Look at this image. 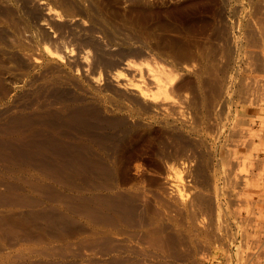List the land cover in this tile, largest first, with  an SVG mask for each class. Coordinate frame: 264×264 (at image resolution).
Wrapping results in <instances>:
<instances>
[{
	"label": "bare ground",
	"instance_id": "obj_1",
	"mask_svg": "<svg viewBox=\"0 0 264 264\" xmlns=\"http://www.w3.org/2000/svg\"><path fill=\"white\" fill-rule=\"evenodd\" d=\"M10 1H11L12 5H8V4H10L8 2H7V4H4L3 1L0 0V233H4L6 236L10 237L11 240L16 241V242L13 243V241H9L12 243H10L8 245L6 244L7 242H5V244H6L5 245L3 243V241H5V240L2 239V237L0 236L1 237L0 239L3 240V241H1L2 244H0V247H2L4 249L6 248L5 250H0V264H44L46 262L45 261L46 258L47 259L48 258H54V260L50 261V262H51V264L52 263L55 264V263H57L55 261L58 260V259H56V257H57L56 253H58L60 256L61 255V253H59L60 249L63 251L62 245H64V248H65V247H69L70 243L73 244L74 242H75L74 244H76V246H77L76 242H78L79 244H82V243L85 244V245H80L81 246V248H79L80 253L82 252V246H83V248H85V246H86V248L88 247L87 249H89L88 251H90V253L87 251L88 254L85 256H86V258L89 257L88 259L90 261L88 259H87L88 261H86V262H90L89 264H97V262L94 261L96 258L94 256L98 253L102 256L108 257L102 261L103 264H115V263L135 264V261H133V259L130 257V255H131L130 253L133 252L134 249L132 250L131 248H129L130 246H128V248H127V245H129V244H127L124 239L130 240V237H132V239H133V235H137V232L139 231L138 235H137V239H138V236L140 233L146 239V240L144 239L146 242H148V240L150 242L155 241L157 248H158L159 245L157 243H159V242H157V241L162 240V239H160V237L162 238V236H164L169 230L167 227V229H166L167 232L164 233L165 229H163L162 226H165V227L168 226L167 224H165V222H164V225H162L163 224L162 221H161L162 224L157 222L158 226H155V225H153V222H151V221L147 222L146 220L143 221L142 217L138 218V216H140L141 213L143 214V212H144V211L141 212V210H139L140 209L139 206H142V207H143V205L145 206L147 201L151 202L150 200H153L152 202H154V204H153L154 207H156L155 203H161L162 204L160 206H163L162 208H164V210L163 209L162 210L165 212V217L170 216L172 214L171 213L172 211L174 212L172 215L174 216V214H175V217L172 216L171 219H173V218L175 219L176 214L179 215L178 218H181L180 215L186 217L185 220L180 221V222H183L181 224L182 226L183 225L186 226V224H187V226H189L190 229L194 228L193 229L194 231H195V229L200 230L204 226L206 227V225L212 226L214 224V222H216V217H215V220L212 222V220L214 219L213 214L217 213V215H218L219 208L220 209H223V208H221L219 206L220 203H219L218 197L216 195L217 188H218L217 177H216V175H213V178L212 179L210 178L211 174H214L215 172L211 173L209 175V172H212V171H208V169H210L209 167L212 166V165H210L208 167V161L211 162L212 159L211 160L207 159V156L211 155V151L209 149L208 152H203V150L199 149V148H201L200 146H202L199 143H201V141H202L201 139H203V137H201V139L197 138L196 141L194 139L195 137L194 138H190V137L192 136L191 134H195V136H197V134H201V129H202L203 124L205 126H208V124H210V126L212 124H214L216 126V123L214 122L215 118L213 120L211 119L214 123L212 121H211L212 124L210 123V117L213 118L212 117L213 115L212 116H210V115L213 114V112L216 113V111H217L216 109H217L218 105L219 104L221 105V103L224 102V100L228 97V95H230L229 85H224L225 89L224 88L222 89L221 87H223V86H221V85L223 83L221 84L222 81H220L219 77H217L215 75L218 73L219 70L224 71V69L226 70L227 67L223 68L221 66V69L218 70L217 66H215V64L212 63V60H213V62L215 61V58H212L214 56L208 57L209 53L212 55L215 51H213V53H211L212 50L208 49V51H210L208 53V55H206V53H205V55H206L205 56V62H207L206 57H208L211 61H209L207 64L212 63L213 66H211V67L212 68L215 67L218 70V71H216L217 73H215V74H214L215 71H213V72L209 71V70H212V68L208 69V67H207L208 65H205V62H203L204 63L203 65L198 64L199 63L198 55L200 56V59L202 58V56L200 54L197 55L198 63H196L199 66L193 65L194 64L193 62H195L197 60L194 61L191 58H189V59L192 60L193 62L190 65V67L188 66L190 64L189 59L186 60L187 62H189V64L185 63L186 62L185 60L183 61L186 64V67H184L185 64L183 65L181 63L182 60L180 61L181 65L184 68L188 69L189 71H192V73L195 77V80H194L195 83L193 82L194 87H191L194 90L189 88L191 86L189 82L190 81L192 82V80L189 79L190 80L189 81L187 79V82L189 81L188 84L190 85V86H188V88L191 91L193 90L194 94H192V92H191V94L188 93L187 90H189V89H187L186 87H183V84H182V87L187 89V90L184 89L187 93L184 94L183 95L184 97H183L182 94L179 92L181 89V88H179V85H181V83H180L181 81L179 82L180 83L179 85L175 84L178 86V87L176 86V88L172 85H174L173 82L178 81L179 78L183 77L184 75L178 76L179 77L178 78L175 76L176 72H173L172 75L175 74V75H173L175 77L172 76V78L178 79V80H175V79L173 80L171 78V72L172 71L170 72V70L172 68L171 67H170L171 69L168 68L169 65H167V63L163 62L164 60L162 61L163 63H161V65L157 64V62L160 63L162 58L159 60L157 59L156 63L152 62L154 60L152 58L154 55H153V53H152L153 56L150 55L148 52H151V51H149V50H147L148 52L146 50L144 51L143 48L145 46L141 49L143 52H140L139 56L136 52L133 51L137 48V47L134 48V43L132 45L134 49L132 48V46L128 47V48H132L133 50H131V51L133 53L137 54V56L135 55L136 57L133 54V57L136 58L137 61L134 58L133 59L129 58L132 55L129 56L130 52L128 51V48H126L127 46L125 48L121 46V48L125 49L124 53L127 50L126 54H128V58L125 56V57H123V58H125L124 59L125 61L124 60L122 61V60L117 59L116 57L113 59V56L111 59L109 56L106 55L107 59L110 58L108 60L112 61V63H111L110 61L105 59L106 61L111 63V64H108L107 62L104 63L103 60H101V58H100L101 57L100 52L103 53L102 51H104V50H102V51L94 50L93 52L96 51L95 53H93L92 51H89V50L87 51V50H85L84 47H86V49H87L86 45L89 42H87V44L85 45L84 42L81 40V42H83L82 44H84V46H83L84 49L79 50L74 55H72L73 54L72 53L71 57L66 56L65 58H67V59H64L65 54L69 55L68 50H67L68 54L62 52L64 54V55H62V53L59 52L60 47L57 46L59 49L56 48V46H54L55 44L52 42L48 43L47 39H49V41L54 42L55 40H59L62 38V40H64V41H61L64 44L63 46L69 47L70 43L65 41L68 39L67 38L68 36L72 35V38L75 37L73 39L74 41H75V39L77 41V39H83L84 38V37L82 38L80 36V33L77 31V28L80 29V27L84 26L88 22L84 24V22H86L85 20L83 21L84 18L78 19V17L75 15V13L77 11L76 12L72 11V9H75L74 6L77 7L78 4L76 5L74 3L75 5L73 4L74 5L73 6L72 5L73 2H71L70 5L73 7L69 6V7H71V11H70V8L67 5L70 3L68 0H64V2H67V4H66L67 6H65L64 3L59 2V1H63V0H10ZM74 1L80 2V4H81V2H83V0H74ZM222 1L223 0H221V2ZM247 1H248V6H249L248 8L250 9V12L252 15H251V17H249V15H248V17H247L248 19L246 18L245 20H247V21H245V22L248 26L247 27L248 29H249L250 23H253V25L250 26L251 31H249V32L251 33L250 35H254V37H256L255 38L256 42L254 41V39H253V43L251 42V40H252L251 38H253V37L250 38V37L246 36L248 38L247 40L248 41L250 40L249 42L252 43V45L255 42L254 45H257L256 43H258L259 45H257V46L264 48V40H263V38L259 37L260 35H262L264 37V31H263L264 30V27H263L264 24L261 26L260 25L257 26L258 24H260V22H261V24L264 23V0H247ZM57 2H59L58 4L62 3L61 4L62 7L64 6L63 8H61V6H60V8L62 10L60 8H58L59 11L56 9L55 5H57ZM91 2L92 1L90 0L89 3H91ZM93 2H94L93 4H95V0H93ZM226 2L228 3V0ZM5 3H6V1H5ZM237 3H239V2H237ZM84 4L87 7L88 3L87 4L83 3V5ZM96 4H98V3H96ZM222 4H225V2H223ZM99 5L100 4H98V6ZM244 5H245V3H244ZM96 6L97 5H95V7ZM99 7L101 8V6H99ZM233 7H235V6H233ZM79 8L80 7L76 8V9L80 11V9L83 7H81L80 9ZM89 8H92V6ZM93 8H94V6H93ZM96 8L98 10V7H96ZM238 8H240V7H238ZM238 8H235V9H238ZM81 11H83V13H84V10H81ZM92 11H94V10H92ZM228 11H230V10H228ZM235 11L237 12L238 10H235ZM18 12H19V14H25L30 18H31L33 13L35 14V12H39L40 17L38 16L39 14L37 13L38 18H36V16H34L36 18L34 21H31L32 18L29 22L22 20L25 22V24L23 22V24H22L23 26L19 27L21 24L19 26L16 25V22L19 21L16 18V15L18 14ZM72 12L73 13L75 12V13L73 14ZM88 12H89V10H88ZM221 12H222V10H221ZM83 13L81 12L82 15H83ZM101 13H102V11H101ZM101 13H100V15H101ZM223 13H224V11H223ZM238 13H239V11L236 14H238ZM77 14H79V13H77ZM100 15L98 14L97 16H100ZM97 16H96V19H97ZM81 17H83V16H81ZM88 17H94V15L92 16L90 14V16H88ZM21 18L22 17L20 16V18H19L20 22H18V23H22ZM102 18H103V15H102ZM234 18H236L235 14H234ZM249 18H250V20H249ZM100 19L101 18H99V20ZM102 20L104 21V19H102ZM232 20H235V19H231V21ZM105 21L108 22L106 19H105ZM245 22H244V24H245ZM97 23L100 24L98 21H97ZM102 23H105V22H102ZM238 23H239V20H238ZM88 24H90V23H88ZM101 25H104V24H101ZM235 25H236V23H235ZM32 26H33V28H35V30L32 29ZM85 26H87V25H85ZM236 26H239V25H236ZM253 26H255V27H253ZM226 27H227V25H226ZM91 28H92V26H91ZM91 28H90V30H91ZM93 28H92V31H93ZM101 28H103V27L101 26ZM105 28H106V26H105ZM105 28H104V31H105ZM229 28L231 29V27H229ZM94 29H97V27H95ZM248 29L246 30L247 33H249ZM34 31L37 32V34L38 33L41 35L43 34L47 38L46 39L42 35L44 38L43 42L46 41L48 44L51 43L53 45V47L51 45H50L51 46L50 47L48 44H46V46L44 47L46 55L45 54H39V51L38 52L35 51V48L37 46L35 47L33 45V43L30 44V42L29 43L25 42L27 39L25 40L23 38V36H25L28 33V34H31V37H32L35 35L32 33ZM85 31H83V33ZM97 31H98L97 33L100 34L99 29H97ZM246 31L243 30V34H245ZM94 32H95V34H97L96 31H94ZM229 32H231V30ZM39 34L35 35V36H39ZM66 34H70V35H66ZM95 34L88 37V41L97 40L96 39L97 36H95ZM228 34H230V33H228ZM228 34H227V36L229 37L231 34L230 35H228ZM232 35H233V33H232ZM232 35H231V38H232ZM99 36H101V35H99ZM38 38H40V37H38ZM38 38L36 37L37 41L39 40ZM220 38L221 37H219V40H220ZM243 38H244V36H243ZM86 39H87V37H86ZM237 39L238 38L236 37V41H237ZM221 40H223V39H221ZM69 41H71V38ZM79 41H77L76 43L80 45ZM245 41H246V38H245ZM38 42L41 44L40 41H38ZM57 42L59 43V41H57ZM57 42H55V43H57ZM98 42L99 41H96V43H98ZM127 42L129 43V41H127ZM249 42H248V44L250 45ZM260 42H261V45H260ZM60 43H59V46L62 45ZM73 43H75V42H73ZM94 43L95 42H93V44ZM103 43H104V41H103ZM130 43H132V41ZM228 43H230V40ZM228 43H227V45H226V43L225 44L223 43L226 46H224L221 43L219 45H223L224 47H227V46H229ZM71 44H72V41H71ZM77 44H76V46L78 49L79 45H77ZM91 44H92V42H91ZM93 44L90 46L91 50H92V47L95 45V44L94 45ZM98 44H100L99 46L103 45V44L101 45L100 42ZM124 44L126 45V42ZM246 44L244 46L246 49H248V47L249 48L252 47V46H249ZM74 45L72 48L75 49L76 47ZM136 45H138V44H136ZM238 45H240V44H238ZM223 46H221V47L219 46V48H222L225 51L227 48H229V47H227L225 49V48H223ZM233 46H234V44H233ZM88 47H89V44H88ZM116 47L120 48L119 46H116ZM138 47H139V45H138ZM97 48H98V46H97ZM101 48H103V47H101ZM108 48L111 49L112 47H108ZM252 48L255 51H256V49H258L257 47H256V49L254 47H252ZM77 49H75V51ZM116 49H111V50H114V52H113L114 54L116 51H118ZM231 49H236V48H231ZM231 49L229 50L230 52H231ZM63 50H65V49H63ZM121 50L123 51V49H121ZM240 50H241V48H240ZM248 50L250 51V49H248ZM248 50H247V52H249ZM105 51H107V50L105 49ZM122 51L119 50V53L120 52L121 53L117 54V56H119V55L122 56L123 55ZM139 51L140 50L138 49L137 52H139ZM220 51H222V50L220 49ZM220 51L217 53L218 54L220 53V56L222 57L225 54L224 53L225 51L223 52L224 54L221 53ZM236 51L234 53H236ZM253 51L249 52V54L251 53V55H252L251 57L250 56L248 57L249 54L247 55V54H245V52L243 53V54L247 55V56L244 55V57H246V59L249 63H250L249 58H252L254 56ZM65 52H66V50H65ZM204 52H207V51H204ZM204 52H202V53H204ZM257 52H259V50H257ZM261 52H263V53H261L262 58H263L264 50H262ZM110 53H111V55L113 54L111 51L109 52V54L108 53L107 54L110 55ZM5 54L6 55L10 54V56L7 57L8 59L4 58V56L6 57ZM126 54H124V55H126ZM228 54H227V56H228ZM103 55H105V54L103 53ZM140 55L143 57H146V58H148L149 55L152 57H149L148 59L142 57L143 58V60H142ZM214 55H215V53H214ZM230 55L232 56V54H230ZM106 56H104V58H106ZM227 56L225 54V58H224L225 62L227 61L226 60V58H228ZM231 56H229V57H231ZM236 56H237V54H236ZM256 56H258V53ZM233 57H234V55H233ZM119 58L121 59L122 57H119ZM139 58H141L140 60H142V61L138 62ZM237 58H238V56H237ZM59 59H64L65 61L64 60L60 61ZM228 59H230V58H228ZM231 59H233V58H231ZM244 59H243V61H244ZM263 59H261L262 62H263ZM113 60H114V62H113ZM115 60H117V61H115ZM171 60L176 61V59H171ZM221 60H220V62H221ZM259 60H260L259 57L257 58V60L255 58L254 62H256V61L258 62ZM11 61L13 62V64L10 65L9 62H11ZM215 62L217 64V61H215ZM248 62H246V63L248 64ZM254 62L252 64L253 66L255 64ZM262 62H260V65L262 64ZM176 63L179 65L178 62H176ZM226 63H229V61H227ZM258 63H256V65H258ZM162 64H164V66H162ZM171 64H172V62H171ZM263 64H264V62H263ZM263 64H262V67L264 68ZM165 65H167L168 69L166 68ZM229 66L231 67V65H229ZM248 66L250 67L251 65L248 64ZM248 66H246V67H248ZM253 66H251V67H253ZM218 67L220 68L219 65H218ZM243 67L244 66H242V68ZM246 67L244 68V71H247L249 69V68H247V70H245ZM256 67H255V69L257 70ZM95 68H98V70L95 71L96 70ZM263 68H262V70H263ZM216 69L213 68V70H216ZM259 69H261V67H259ZM251 70H254V69H251ZM258 70H257V72H258ZM262 70H261V72H263ZM223 71H220V72L222 73ZM179 72H181V71H179ZM179 72H177L178 73L177 75L181 74ZM225 73H226V71H225ZM235 73H237V71ZM255 73H256V71H255ZM187 74L188 73H185V76ZM210 74L212 76H214V78L216 76L215 79L219 80V82H217V84L218 83L221 84V85L218 84L219 87H217V86L212 87L213 83H212V85L210 83V79H211ZM250 75H252V73ZM189 76H191V75H189ZM218 76H220V75H218ZM247 76H248V74H247ZM187 78H190V77H187ZM102 79L104 80L103 82H101ZM171 79L173 80V82ZM182 79H184V78H182ZM213 79H211V80H213ZM244 80H246V78ZM244 80L242 82H244ZM262 80H263V78H262ZM225 81H226V78H225ZM246 81L244 83L247 84V86L246 87L242 86L243 88L241 87V89H240L241 96L239 95V97L240 98L242 97V100H240V98H239L238 101L240 100L244 103L245 102L251 103L252 99H253V101L255 100L254 98L256 97V95H255V93H253L255 96L252 93L249 94V92H251L253 90L252 89L249 91V89H250L249 86H251V84H255V83L257 84V80L256 79L253 80V81H255L254 83H252V81L249 80L250 84H248L249 82L247 83ZM263 82H261V83L264 84ZM182 83H184V82H182ZM214 83H216V82H214ZM230 83H231V81H230ZM188 84L186 83L185 86H187ZM208 84H209V86L211 85V88H214V91L212 93L210 92L211 93L210 95L208 94L209 91L208 92L205 91V90L209 89V88H207ZM224 84H227V83H224ZM262 86L263 85H261V88L263 91L264 86L263 87ZM178 88H179V91H177V92H179V95L181 97H179L178 93L176 92V89H178ZM220 89H222V91ZM254 89H255L254 92H256L257 89L256 88H254ZM184 90L181 89L182 93H184L183 92ZM175 92H176V96L178 97V98L176 97L177 99L175 98V100H178V99L180 100V98H181L180 101H174L173 99H171L170 96H172V94ZM259 92H256V93H258L260 95L261 93H259ZM174 95L175 94H173V96ZM191 95H193V96L191 97ZM195 95H197V96H195ZM248 95H250L251 97ZM252 96H254V98H252ZM262 96L264 98V95H262ZM258 98L256 99L257 101L255 100V103L258 102V100H259ZM229 100H231V98ZM260 100H261V98H260ZM262 100L264 101V99H262ZM262 100L259 102H263ZM238 101H236V103ZM225 102H226V100H225ZM253 103H251V104H253ZM55 105H57V106H55ZM11 106H13L14 108H10ZM224 106H225V103H224ZM254 106H255V104H254ZM28 107H31V108L33 107L34 109L33 108H32V110L30 109L31 112H27L26 110L25 111L23 110V109H27ZM221 107H223V106H221ZM15 108L16 109L18 108L19 110L21 109L23 111L15 114V115H11L10 114L11 111ZM225 108H228V106L227 107L225 106ZM212 109H214V110H212ZM220 109L221 108L219 107V110ZM223 110H222V112L225 113V111H223ZM254 110H257V109H254ZM258 110H259V108H258ZM261 110H262V108H261ZM16 111H18V110H16ZM218 111H217V113H218ZM12 112H14V111H12ZM227 112H228V110H227ZM227 112L225 113L226 115L228 114ZM217 113H216V116L222 114V113H218V115H217ZM245 113L243 112L242 116ZM246 114L248 115V112ZM253 114H255V112L252 113V115ZM250 115H251V113H250ZM158 116L161 117L159 120L162 122H160V123L161 124L163 123L166 126V128H169V126H167V125H170V128L172 129V131L173 130L175 131V127H178V128L180 127L184 130V132H182V130H181L182 137H181V133H178V136L181 137V139H182V140H180V141H182V144H180V145L176 144L179 147L173 145V148L175 147V149L174 150L170 149V150H172V152L169 154H166V159H167V156H169L168 160L166 161V163L169 164L168 165L169 167H167L164 164L167 167V169L165 168L166 170L163 171V172L166 171V174L163 177V179L165 181H162L163 179L161 180V183L164 182V184L160 183L161 184L160 185L159 183H157L158 182V181H156L157 178H155V176H154V178H155L154 181H156L157 185L158 186L160 185V186L154 187L157 185H155L156 183L154 184V182H153L154 186H152V188L154 187V189H147L148 185L150 186V184H147V187L145 185H146V181L149 178L147 175L145 176V174H147V173H144V178L145 177L148 178L147 180L145 179L146 180L144 182L145 185H143L144 187H146L145 189L142 185H139L136 182L134 183L133 182L134 180L131 181V182H133L132 184L129 182L131 184L130 186L122 185V187H118L119 184L117 186H115L112 183L113 181L111 182V178L112 177L115 178L113 176L114 175V167H115L113 161H115V159H113V161H111L110 158L114 157L113 156L114 154L111 151L113 149L112 147H114L112 145L118 146L119 144L117 145V144H112V143L113 142L116 143V142H119L121 139H125L123 137L130 130L134 131L135 128L140 133L139 129H141V131L144 130V129H142V127H140L138 129V125L141 124V122L146 121L150 118L151 119H157ZM224 116L225 115L221 116V118ZM233 116L236 119L238 117L235 114V112H234ZM259 116H260L259 118H258V115L255 117V119L258 118V120L256 121L257 126L255 127L256 129L254 131L252 130L254 128L250 127L246 130V134H245V132H244L246 129V124H245V126L242 125L243 127L240 126L241 128H244V127L245 128L242 129L241 131H238V134H237V131L234 130L237 128V125H236V128L233 127L234 128L233 130L236 132L237 135L233 131L229 130L230 132L229 131L228 132L230 134H231V132L234 133L236 137L239 136L240 139H237L235 137L233 138V139L238 140L239 142H240V140H242L243 142H245V140H246V142L248 141L249 144L252 143V145H254V142H255L256 149L258 150V151H256L257 153H255L256 156H254L253 158L248 157V155H249L248 153L251 152V150H253L254 147H252V145H249L252 148L248 152L249 147L247 146L248 144H245L246 142L244 143V145H246L245 148L246 147H248V148L244 149V150H247L248 153H246L244 155V153H243L244 151H243L242 154L240 153L239 155L240 156L244 155L243 157H245V158L247 157L248 159H251L253 162H256L258 164V169H259V166H260V168L262 167L261 169H263V166H264L263 165L264 164V113H263V110H262V115H259ZM243 118L245 120V117H243ZM243 118H242V120H243ZM249 118H252V117H249ZM222 119L219 118L217 120L223 121V123H225V124H223V126H224L227 124L226 123L227 121L222 120ZM232 120L234 122L235 119L233 118ZM218 122H220V121H218ZM143 123H145V122H143ZM189 123H191V124L189 125ZM192 123H194V124L192 125ZM149 124H151V123H149ZM102 125L107 126L108 129L109 128L114 129L113 131H115V132H113L112 130L109 129V131L113 132V134L111 135L112 139L109 138V136H110L109 134H108V137H103L105 134H106L105 136H107V133L104 134V132H107V131H103L104 135L102 133H100L99 130H101V129L104 130V127ZM154 125H156V124H154ZM220 125L217 126L219 130L221 129ZM205 126H203V127H205ZM232 126H233V124L231 125V128H232ZM248 126H251V125H247V127ZM212 127L214 128V126H212ZM240 127L237 130L241 129ZM116 129H118V130H116ZM229 129H230V127H229ZM167 130L168 129L165 130L166 133H167ZM227 130H226V133H227ZM176 131L179 132V130H177V129H176ZM159 132H161V131H159ZM207 132H209V130H207ZM134 133L138 134L137 131ZM162 133H161V136H163V138H164L166 136V134L164 136V133H163V135H162ZM173 133H176V132H173ZM211 133L213 134L215 132L212 131ZM211 133L209 132V134H211ZM217 133H216V136L218 137ZM229 133H227V134H229ZM170 134H171V132H170ZM129 135L131 136V133ZM171 135H173V137H174L175 134H171ZM189 135H191V136H189ZM178 136L175 135V138L176 137L178 138ZM213 136L215 137V134L212 135V137ZM228 136H230V135H228ZM247 136H251V137H247ZM170 137H172V136H170ZM170 137H168V138H170ZM186 137H187V139L189 137L192 140L190 143L188 142L189 144L185 143L183 141V139L187 141ZM223 138H225V137L223 136ZM231 138H232V136H231ZM128 139H129V137H128ZM193 139H194V141H193ZM227 139H228V137H227ZM233 139L231 141H234ZM176 140L174 139L175 143L177 142ZM106 141H111V144H112V145L110 144L111 148L109 147L111 149L110 151L113 154L111 156H110V154L107 153V151H105V150H108L109 148L107 147L108 148L107 149L106 145L103 146L104 142H106ZM174 141L172 140V142H174ZM180 141H178V142H180ZM214 141H216V140H214ZM228 141L230 142V140H228ZM123 142H125V141H123ZM157 142H158V140L156 141V143ZM159 142H160V140H159ZM159 142H158V144H159ZM202 142H204V141H202ZM108 143H110V142H108ZM167 143H165V146ZM220 143H222V142H220ZM226 143H228V142L226 141ZM237 143H234V144H236V146L233 145L235 148L238 145ZM240 143L241 144L238 146L242 147L243 146L242 142H240ZM202 144L204 146V143H202ZM224 144H225V140H224ZM230 144H232V143H230ZM108 145L109 144H107V146ZM160 145L161 144H159V146ZM162 145L164 146V144H162ZM205 145H206V143H205ZM198 146H199V148H198ZM210 146L211 145L205 146V147L210 148ZM229 146H232V145H229ZM176 147H177V149H176ZM162 148L163 147H161L159 149H162ZM165 148H164V150H166ZM156 149H158V146ZM230 149L231 148H229V150ZM225 150H226V152L222 151L221 154H220L221 151H219L218 157L220 155H223V154L228 152L227 151L228 148ZM239 150L241 151L240 148H239ZM110 151H109V153H110ZM159 151H161V150H159ZM205 151H207V150H205ZM232 151L235 152V149H233ZM232 151L230 150L228 153H230ZM98 152L100 154L106 152L107 155L106 154H102V155L97 154ZM223 152H225V153H223ZM253 153H251L249 156H251ZM163 154H164V151H163ZM163 154H161L162 157H165L164 156L165 154L164 155ZM227 154H225V155H227ZM225 155H223V157L227 159L228 156L225 157ZM158 156L156 157L157 159H159ZM223 157H219V158L222 159ZM232 158L234 159L235 157H232ZM245 158H243V159L242 158H235V161L237 159L238 160L242 159L245 161ZM163 159L160 158L159 165H160V161ZM226 159L224 160L225 162L222 161V163H221L222 166L226 164L225 167L223 166L224 169H222V167H221L223 172L225 171L226 173H225V175L221 172L220 173L222 175H224L225 178H226V175L228 176V174H229L230 175V177H228V178H230L229 183L231 182V184H233L235 182L234 185L237 184V185H239V187H240V184H242L241 189L243 191L244 190L249 191V189H247V186L249 185L248 183H250V182L247 179V176H246L247 174L246 175L243 174V171H244V169L247 170L246 167L248 168L249 164L252 167L251 162L247 163V165H248L247 166V165H243L244 161L241 160L240 163L242 162L241 164L245 167L244 169L242 168L243 169V171H242L241 165H240V167L237 166L240 163L239 162L237 164L235 162L233 163L234 160L232 159V161H231V158H229V159L232 163V166L231 167L229 166L230 168L228 169L227 168L228 167L227 162H229V160H226ZM164 162H161V166H164V165H162ZM253 162H252V164L254 165ZM215 163H216V161H215ZM234 165H236V167ZM255 166H257V165H255ZM140 167L142 169V166H140ZM251 167H250V169L252 170ZM139 168H136V169H139ZM225 168H227L226 169L227 171L229 170L228 171L229 173L225 170ZM235 168H237V169L240 168L239 169L240 171L235 169ZM148 169L150 170V168H148ZM152 169H156V168H152ZM159 169L161 170L162 168H159ZM255 170H252L251 172L256 173V171H257V174L262 173L261 171L258 172V170H256V171ZM138 171L139 170H137V172ZM140 171H142V170H140ZM155 171H157V170H155ZM215 171H216V169H215ZM152 172H154V170ZM251 172L248 169V171H245L244 173H251ZM142 173H143V171H142ZM157 173H159V172L157 171ZM215 174H217V173H215ZM150 175H151V173H150ZM161 175L163 176L164 173L163 174L161 173ZM151 176H150V178H152ZM250 176H252V175H250ZM256 177H254L256 180L255 185H258V187L261 186L260 187L261 189H259V191H258V187L256 188L258 199L257 198H256V200L254 199L255 200L254 203L259 202V204L261 203V205H256V206L253 205V207H254L253 209H255V210H252L250 207H248L250 205V203L247 204L248 206H245V202H246L245 200L246 199L250 200L251 197L249 195L252 194L253 190L249 191L250 193L244 192L245 194L241 193L242 192V190H241V192L239 191L238 195H233V196H236V197L240 196V198L243 199V197H241L240 194H244L245 196L247 195V193L249 194L245 200L243 199L245 201L244 202V207H246V208H244L245 210H242L243 203L241 204L242 206L236 204L239 207L236 208V210L235 209L232 210V208H233L232 205L234 206V203H236L237 199L235 197L233 198L231 194H230L231 195L230 197H232V200L235 199V202L233 204H231V206L230 205L229 206H230V209L233 211L234 216L236 215L235 218L234 217L233 218L237 219L238 216L240 217L239 218V222H240L239 225H241L240 228H242V232H239V233H241L240 237L242 238V236H243V238L245 239V240L243 239L244 242L246 240L252 242V239H253L254 243H256V245H257L258 242L256 240L259 241L260 234L264 233V231H263L264 228L261 229V227L264 226V209H263L264 205L262 204V202L264 201V184H260V182L264 180V176H263V179H262V177H260V178H258V177L256 178ZM102 178L103 179H105V178L109 179L110 178V179L108 182L107 180L106 181L102 180ZM159 178L157 180H159ZM140 179H142V178H140ZM136 180H137V182H139V181L141 182L144 179H142V180L136 179ZM150 180L151 179H149V181ZM222 180L223 179H221V181ZM149 181H147V183H150ZM207 181L208 182L210 181V184L207 183ZM232 181H233V183H232ZM159 182H160V180H159ZM219 185L223 186V184H219ZM225 185H227V184H225ZM251 185L252 184H250V186ZM119 186H121V185H119ZM123 186H125V187H123ZM252 187H249V188L252 189ZM166 188H169V191ZM225 188H228V187H225ZM161 189L162 190L164 189L163 193L165 192V190H167V192H165V193H168V195L167 196H164V195L160 196L161 195V191H160ZM221 189H222V187L220 188V190ZM234 190H236V187L234 188ZM235 192H237V191H235ZM254 192H255V190H254ZM224 195H226V194H224ZM244 195H242V196H244ZM238 200H239V197H238ZM238 200H237V203L240 202ZM251 200H252V198H251ZM229 201L227 200L226 202L229 203ZM225 206H226V203H225L224 207ZM229 206H227V207H229ZM240 207H242V208H240ZM158 209L159 208L157 206V209L154 210L155 212H154L153 217H156L158 215L160 216L161 215L160 213H163L161 210H160L161 212L158 211ZM167 210H169V212L171 213L170 215H169V212ZM149 212L153 214L150 207H149ZM220 212H222V210ZM152 214H150V215H152ZM148 216H149V214H148ZM226 216L229 217V214L228 215L226 214ZM161 217H162V215H161ZM219 217L221 218V216H219ZM144 218H145V215H144ZM137 219H139L137 224L132 225V223L134 224L137 221ZM162 219H163V217H162ZM166 219H168V218H166ZM174 219L171 221H174ZM78 220H81L83 222V223H81V225L83 224V226H86V228L88 226L90 228V230H88L89 229L88 228L87 234H84L83 236L76 234V236L79 235V237H76L75 238L76 240H74L73 243L71 241L67 242L69 244H66V242H64V244L58 245L59 244L58 243V244H56L58 246L54 247V244H51L54 241L53 240L49 241V239L47 240L46 239L47 236L45 237L46 234L43 236V239L45 238V240H47L48 242H46L45 240L43 241V239L41 238L42 236H41L40 232L50 231L52 233L51 235H52V239H53L56 232L59 235L62 234V232H61V234L58 232V230L59 231L61 230L60 228H62V227H66V228L68 227L69 228L70 226L72 227V226H74L75 223H80V221L78 222ZM229 220H232V218ZM155 221H157V219ZM218 221H219V219H218ZM220 221H222V220H220ZM220 221L218 222L219 224L222 223ZM233 221H235V220H233ZM123 222L127 223V224L130 223L129 228L131 225V228L135 229V230L133 229L134 232H133V230H131L133 233H128L127 237H121V235L119 234V230H122V229L117 230L118 224L123 223ZM169 222H170V218H169ZM239 222H236V224ZM127 224H124V225L127 226ZM171 224H172V222H171ZM223 224H224V221H223ZM124 225H121V226L124 227ZM233 225H235V224H233ZM176 226L177 225H175V227L171 226V228L173 229V230L171 229V232H173V234L170 231L169 232L171 234L170 233L169 234L174 235L175 234L174 228H177L176 233L178 232V234H176V236H174V237L175 238L176 237L181 238L183 236L182 233L180 234V232H182V229L180 231V230H178L180 225H179V227L178 226L176 227ZM123 227H121V228H123ZM220 227H221V225H220ZM249 227H250V231L252 229L251 232H249ZM254 227L255 228L258 227L259 230H262L261 231L262 233L258 232L259 230L257 231ZM32 228L37 229V230H35L36 232H33ZM221 228H225V227H221ZM226 228H228V227L226 226ZM229 228H232V227H229ZM84 229H85V227L83 228V232L84 231L86 232V229L85 230ZM123 229H124V231L125 230L129 231V229H125V228H123ZM184 229H186V228H184ZM208 229L210 230L209 227H208ZM89 231H90V233H89ZM124 231H120V232L123 233ZM159 231L160 232L163 231L162 233H164V235H162L161 233L159 234ZM211 231H212V233H215L214 231H216V228L214 229V231L211 229ZM226 231H224L223 233H225ZM233 231H234V229H233ZM189 232H191V231H189ZM198 232H200V231H198ZM80 233L82 234V232H80ZM156 233H157V235H160V236H157ZM42 234H44V233H42ZM184 234H186V233L184 232ZM215 234H216L215 236H217L218 233L216 232ZM124 235H126V234H124ZM141 235L139 237H141ZM193 235H195V234H193ZM202 235H204V233H202ZM202 235H201V237H202ZM208 235H209V233H208ZM228 235H230V234H228ZM262 235H264V234H262ZM65 236H61V239L63 237L62 241H64V239L65 240L67 239V238H64ZM166 236H168V235H166ZM166 236L164 239H167ZM59 237H57V239ZM143 237L141 238V241L143 240ZM171 237H173V236H171ZM171 237L168 236V238H170V239H171ZM183 237L181 238V242L183 241ZM209 237H211V236H209ZM68 238H69V236H68ZM72 238H73V236H72ZM199 238H200V236H199ZM219 238H221V237H219ZM226 238H227V236H226ZM121 239H123L125 241V243ZM134 239L137 240L136 238H134ZM207 239H209V238H207ZM262 239H264V237ZM50 240H51V238H50ZM58 240H60V239H58ZM114 240L115 241L117 240L116 243L117 242L119 243L120 241H122L126 246L124 245L125 247L124 246L121 247L122 243H119L121 246L119 245L118 246L119 248H118L117 246H115ZM131 240H130V242H131ZM144 240L142 241V245L143 246L147 245V247H148V243L145 244L146 242ZM163 241H162V244H163ZM176 241H179V240H176ZM193 241H192V243H193ZM195 241H194V243H200L199 241L198 242H195ZM203 241H204V239H203ZM241 241H242V239H241ZM260 241H259V243L262 244L263 241L262 242H260ZM166 242L168 244L169 241L166 240ZM183 242L184 243L186 242V237H185V241H183ZM217 242H218V240H217ZM133 243H134V244H132L133 246L136 245L134 241H133ZM139 243H141V242H139ZM139 243H137V244H139ZM194 243H193V245H194ZM204 243H205V241H204ZM215 243H216V241H215ZM242 243H243V241H242ZM242 243L240 244L242 246L239 245L241 247V249L242 250L243 249L245 250V248L247 249V247L244 246V245H246V242H245V244L243 243L244 245ZM154 244L155 243H153V244L150 243V245L152 247ZM187 244L188 243H186V245ZM73 245H72V248H74ZM142 245H140L141 248H140V246L139 247L136 246L139 249H141L142 252H141V250L140 251L136 250L138 248L135 247V251L137 252L136 254L139 255L138 252H141L142 254H145V255L148 254L149 255V253H151L152 250L147 253V251H145V248H143ZM150 245H149V247H150ZM164 245H166V244H163V247H166L167 249L170 246L171 247L169 249L172 248V245H170V246L168 245L169 247L164 246ZM176 245H177V243L175 244L174 249H176V247H177ZM182 245L185 246V244H182ZM195 245H197V244H195ZM214 245H216V244H214ZM218 245H220V244H218ZM221 245H222V243H221ZM250 245H252V244H250ZM254 245L252 246V248L254 247ZM60 246H62V247L60 248ZM160 246L162 248V245H160ZM160 246H159V248H160ZM183 246H180V247H182V249H183L184 248ZM188 246H189V244H188ZM200 246L201 245H199V247ZM243 246L245 248H242ZM149 247H148V250H149ZM178 247H177V249H178ZM204 247L207 248L208 246L205 245L203 247L201 246L200 248H204ZM248 247L250 248V246H248ZM69 248L71 249V247H69ZM77 248L78 247H75L73 252H76L77 250L75 251V249H77ZM86 248L83 249V252H82L83 255H84V252L86 254V250H87ZM154 248H156V247L152 248L153 249L152 252H154ZM166 248H165V250H166ZM185 248H187V247L185 246ZM206 248H204V250ZM249 248L246 250L247 255L251 254V253H248ZM256 248H257V246L255 247V249ZM56 249L59 251H57ZM80 249H81V251H80ZM174 249H171L173 251L172 252L173 255H175ZM182 249H181V251H182ZM190 249H189V252L193 248L191 250ZM197 249H199V248H197ZM207 249L205 250V254H203V255L199 254L200 257H204L205 255L207 257V255H208V254H206V253H208V252H206ZM236 249L237 250L239 249L237 245L235 247V250ZM255 249L253 248V253H258V255H262V257H263L264 252L263 253L261 252L262 253L261 254L259 252L260 251L259 249L258 250H255ZM66 250L67 249H64V251L63 252L61 251V252L64 254V252L66 253ZM71 250L68 249L67 253L72 252ZM165 250L163 249L162 252ZM171 250H169L168 252H170ZM187 250H188V248H187ZM199 250H201V249H199ZM204 250L202 253H204ZM254 250H255V252H254ZM143 251H144V253H143ZM183 251H184V249H183ZM199 252H197V253H199ZM250 252H252V249H250ZM158 253L160 254V252H158ZM175 253L179 254L178 251ZM180 253H182V252H180ZM184 253H188V252L185 251ZM184 253H182V255H187V256L189 255V254H184ZM190 253H192V252H190ZM235 253H238L237 254L238 256L241 254L240 252H236V251H235ZM70 254L71 253H69V255L64 254L63 257H65V255L68 257V256H70ZM75 254H77V253H75ZM165 254H166V252L162 255H165ZM245 254H243V257ZM145 255H143V257ZM199 255H197V256H199ZM234 255L237 256L236 254H234ZM252 255H254V254H252ZM76 256H74V257H76ZM151 256L153 257V253ZM165 256H163V257H165ZM169 256H171V255L170 254L167 255V257H169ZM74 257L70 258V259L72 260V259H74ZM83 257L84 256H82V258ZM180 257L181 256H179V258ZM182 257H183V259H185L184 256H182ZM245 257L246 258H243L245 260H247L249 258L248 256H245ZM259 257L260 256H257L256 260ZM262 257H260V258H262ZM60 258H61V256H60ZM141 258L139 259V257H137L136 260L139 259L138 262H140ZM146 258H148V256ZM149 258H150V256H149ZM174 258H175V260L178 259L177 257H174ZM174 258H173V256H171V259H174ZM187 258H189V257H187ZM191 258H192V256H191ZM166 259H168V258H166ZM252 259L253 258H251L250 260H252ZM143 260H147V259L144 258ZM143 260H141V261L143 262ZM178 260H180V259H178ZM181 260H182V258H181ZM186 260H188V259H186ZM240 260H242V258ZM250 260L248 259V262ZM60 261H58V262H60ZM64 261L65 260H62L61 262L64 263ZM82 261L85 262V259ZM97 261H99V260H97ZM172 261H174V260H172ZM172 261L170 260L169 264L175 263ZM255 261L253 262L254 264L259 262V259H258V261H256V263H255ZM48 262H47V264H50V262L49 263ZM65 262H68V261H65ZM72 262L74 264H76L75 261H72ZM78 262H77V264H78ZM146 262H150V261H146ZM154 262L157 263V259H156V261L153 260L151 263L154 264ZM196 262H198V261H196ZM201 262L202 261H200L199 263H201ZM238 262L239 261H237V263ZM261 262H259L257 264H261ZM63 263H57V264H63ZM69 263L70 262H68V264ZM151 263H149V264H151ZM161 263H162V261H161ZM161 263L158 262L157 264H161ZM244 263L247 264L246 261ZM262 263L264 264V262H262ZM70 264H72V263H70ZM165 264H167V263L165 262ZM249 264H250V262H249Z\"/></svg>",
	"mask_w": 264,
	"mask_h": 264
},
{
	"label": "rangeland",
	"instance_id": "obj_2",
	"mask_svg": "<svg viewBox=\"0 0 264 264\" xmlns=\"http://www.w3.org/2000/svg\"><path fill=\"white\" fill-rule=\"evenodd\" d=\"M1 1H3V3L4 4H7V2L8 3H10V4H8V5H12V3H11V1L10 0H1ZM5 1H6V3H5ZM69 2V4H67V2H64V0L63 1H59V2H62V3H64L65 4V6H67L68 5V7L69 6H71L70 4H71V2H73L72 3V5L75 3L76 5H77V7L76 6H74V8L75 9H72V11H77L76 13H75V15L78 17V19H80V18H84L83 19V21L85 20L86 22H84V24L85 23H90V24H85V25H87V26H85L84 24V26H82V27H80V29H78L77 28V31L80 33V36L83 38V39H77V41H79V43H80V45L79 44H77L76 42V39H75V41L73 40L74 38H72V35H70V34H66V35H70V36H66L67 38V40H65L66 42H69L68 44H69V47H64L63 45V43L61 42V41H64V40H62V38L61 39H59V40H55L54 42L53 41H49V39H47L43 34V36L47 39V42L49 43V42H52V43H54L55 45L54 46H56V48H58V47H60V51L59 52H63V53H67V50H68V53H69V55H64L63 53H62V55H64V59H67V58H65L66 56H72V55H74L75 53H77L79 50H82V49H84L85 48V50H89V51H94V50H99V51H102V50H104L105 51V49L107 50V51H102L105 55H103V53H101L100 52V58H101V60H103V62L105 63V62H107L108 64H111L112 63V61H110V60H108V59H112V56H113V59L116 57L117 59H119V60H124L125 58H123V57H127L128 58V54H126L127 52V50L125 51V53H124V48L126 47V48H128V47H131L132 45H133V43H134V48H138L140 51L139 52H137L138 51V49L136 48L135 50H133L134 48H133V46H132V48H128V51L131 53H129V56L130 55H132V56H130L129 58L130 59H133L134 57H133V54H134V56L136 55L137 56V54H138V56H139V54H140V52H143L141 49L143 48V50L145 51H147V50H149V51H151V52H148L150 55H152V53H153V57L152 56H150L149 55V57H152L154 60L152 61V62H157V59L159 60V59H161L162 58V60L160 61V63H158L157 62V64H160L161 65V63H163V62H165V63H167V65H169L168 66V68H170L169 70H170V72H171V78H172V76L173 75H175L176 77H178V76H183V77H178L179 78V80L178 79H176V78H174L175 80H178V81H176V82H173V80H172V82H173V84L174 85H172V86H174L175 88H176V86L177 85H175V84H180L181 83V85H179V88H181V89H185V90H187V89H193V88H191V87H194L193 86V84L195 83V77H194V75H193V73H192V71H189L188 69H186V68H184V67H186V64L185 63H187V64H189V62H190V64L188 65L189 67H190V65L192 64V60H190L189 58H191V59H193L194 61L195 60H197V58L199 57V63H198V60L197 61H195V62H193L194 64L193 65H197V66H199V65H203L204 63L203 62H205V56L206 55H208V53L210 52V51H208V49L209 50H212L211 51V53H213V51H215L214 53H215V55H214V53L211 55L210 53H209V55H208V57H212V56H214V57H212V58H215V61H217V64H216V62L214 63L213 62V60H212V63L213 64H215V66H217V69L219 70V69H221V66L223 67V68H226L227 67V69L225 70L224 69V71L223 70H217L215 67H213L214 69H216V70H213V68L211 67V66H213V64L212 63H210V64H207L209 61H211L208 57H206L207 58V62H205V65H208L207 67H208V69H211L212 68V70H209L210 72L212 71H215L214 72V74L215 73H217L216 71H218V73L217 74H215L217 77H219V80L220 81H222L221 82V84L220 83H218V84H220L221 86H223V87H221L222 89L224 88L225 89V87H224V85H229V87H230V95H228V97L225 99L226 100V102H225V100H224V102H222L221 103V105L219 104L218 105V107H217V111L219 110V107L223 110V111H225V113L227 112V110H228V114L226 115L224 112H222V110L220 109L219 111H218V113H222V114H220V115H218V113H217V111H216V113H217V115L218 116H216V113L215 112H213V114H211L210 116H212L213 118H211L210 117V123L212 124V120L214 119L215 121V123H216V126L214 125V124H212L211 126H210V124H208V126H205L204 124H203V126H205V127H203L202 126V129H201V134H197V136H195V134H191V135H189V136H191L190 138H194L195 139V141H196V139L198 138V139H201V137H203V139H201L202 141H204V142H202L201 141V143H199L200 145H202V146H200L201 148H199V146H198V148L199 149H201V150H203V152H208V150L210 149V151H211V155H208L207 156V159H209V160H211V162H209L208 161V167L210 166V165H212V166H210L209 168L211 169H208V171H212V172H209V175L211 174V173H217V174H211V176H210V178L212 179L213 178V175H216V177H217V186H218V188H217V193H216V195H217V197H218V200H219V206L221 207V208H223V209H220L219 208V210H218V215H217V213L216 214H213V220H212V222L215 220V217H216V222H214V224L211 226V225H206V227L203 229V228H201L200 230H198V229H195V231L191 228L190 229V227L189 226H187V224H186V226H182L181 224L183 223V222H180V221H183V220H185V218L186 217H184V216H181L180 215V217L181 218H178L179 217V215H177L176 214V218L178 219H174V221H171V220H173V219H171L172 218V214L174 213L173 211L170 213L169 212V210H167L168 212H169V215L171 216H166L165 217V212L163 211L164 210V208H162L163 206H160V205H162L161 203H155V206L156 207H154V202H152L153 200H150L151 202H149V201H147L146 202V204H145V206L143 205V207L142 206H139V210H141V212H143V214L141 213V215L140 216H138V218H143V221L144 220H146L147 222H149V221H151V222H153V225H155V226H158V224H157V222L158 223H161V221L163 222V224L162 225H164V222H165V224H167L168 226H162V228L163 229H165V231H164V233H166L167 231H166V229H167V227H168V232L164 235V233H162V232H160L159 231V234L161 233L162 235H164V236H162V238L160 237V239H162V240H159V241H157V242H159V243H157L159 246L160 245H162V248L165 250V248L166 247H163V244H166V245H164V246H170V245H172V248L171 249H174L175 248V244L177 243V247H178V249H177V247H176V249H174V251L175 252H177L178 251V253L179 254H176L175 252H174V254L176 255H173L172 254V250L171 249H169V250H171L170 252H168L169 250L166 248V250L165 251H163L162 252V248H161V246H160V248L162 249H160L159 248V246H158V248H157V245H156V242L154 241V242H150L149 240H148V242H146L145 240V238L139 233V236L141 235V237H139L138 236V239L140 240H138L137 239V235H138V232H137V235H133V239H132V237H130V240H131V242H130V240L129 239H124L125 241H126V243L127 244H129V245H127V248H128V246H130L129 248H131L132 250H133V252H131L130 254V257L133 259V261H135V264H149V263H151L153 260L154 261H156V259H157V263L159 262V263H161V261H162V263L163 264H165V262L167 263V264H169L170 262V260L172 261V260H174V261H172V262H175V263H171V264H245L244 262L246 261V263L247 264H249V262H250V264H252L255 260H256V258H257V256H260V257H262V255H258V253H253V248L255 249V247L257 246V248L255 249V250H260L259 252L261 253H263L264 251V239H262L263 237H264V235H262V234H264V233H262L261 231L262 230H259V228L258 227H254L258 232H260V233H262V234H260V239H259V241L260 242H262L263 241V245L261 244V243H259V241L258 240H256L257 242H258V244L256 245V243H254V240L252 239V242H250V241H245L246 242V245H244L245 244V242H244V238H243V236H242V238L240 237L241 235V233H239V232H242V228H240V226L241 225H239L240 224V222H239V216H238V218L237 219H234L235 218V216H234V213H233V209H235L236 210V208H238L239 206L238 205H241L242 203H243V208L242 207H240V208H242V210H245L244 208H246V207H244V202H245V206H248L247 204H249L250 203V205L248 206V207H250L252 210H255V209H253L254 207H253V205L254 206H256V205H261V203L259 204V202L258 203H254V201L256 200V198L258 199V196H257V187H258V185H255L256 183V180H255V178L254 177H258V178H260V177H262V179H263V176H264V166H263V169H261L260 168V166H259V169H258V164L256 163V162H253L251 159H248L247 157L245 158V157H243L246 153H248L250 150H251V148L252 147H254L253 148V150H251V152H249L248 154L250 155L251 153H253L251 156H249L248 155V157H254V156H256L255 155V153H257L256 151H258L257 149H256V146H255V142H254V145H252V143L251 144H249V142L247 141L246 142V140H245V142H243L242 140H240V142H242V147L241 146H238V145H240L241 143L238 141V140H236V139H233L234 137L235 138H237V139H240L239 138V136H235V134H236V132L235 131H237V134H238V131H241L242 129H244V128H241L240 126H245V124H246V129H245V134H246V130L248 129V128H250V127H252V128H254V129H252L253 131L256 129L255 127L257 126V124H256V121L258 120V118L260 117L259 115H262V110H263V113H264V101L262 100V99H264L263 98V96L262 95H264L263 93V91H264V84H262L261 82H263L264 81V68L262 67V64H263V62H264V56H263V58H262V55H261V53H263V52H261L262 50H264V48H261V47H259V46H257V45H259L258 43H256L257 45H254L255 44V42H256V37H254V35H250L251 33L249 32V31H251L250 29V26H252L253 25V23H250V26H249V29L247 28L248 26H247V24H246V22L245 21H247V20H245L247 17H248V15H249V17H251V12H250V9L248 8L249 6H248V1L247 0H228V3L226 2L227 0H223L222 2H221V0H95V4H93L94 2H93V0H91L92 2L91 3H89L90 2V0H83V2H81V4H80V2H76V1H74V0H68ZM88 1V2H87ZM239 2V3H237V2ZM59 2H57V5H55V7H56V9L59 11V9L58 8H60V6H61V4L62 3H60V4H58ZM223 2H225V4H222ZM2 3V2H1ZM2 3V4H3ZM83 3H88V5H87V7H86V5L84 6L83 5ZM96 3H98V4H100L99 6H101V8L98 6V4H96ZM227 3V4H226ZM244 3H245V5H244ZM3 4V5H4ZM63 4V5H64ZM67 4V5H66ZM229 4V5H228ZM241 4V5H240ZM95 5H97L96 7H98V10H97V8L95 7ZM73 6H71V7H73ZM92 6V8H93V6H94V8L92 9V8H89V7H91ZM233 6H235V7H233ZM64 7V6H63ZM62 6H61V8H63ZM71 7H69L70 8V11H71ZM78 7H83V8H79L80 9V11L79 10H77L76 8H78ZM139 7V8H138ZM238 7H240V8H238ZM60 8V9H61ZM100 8V9H99ZM226 8V9H225ZM235 8H238V9H235V10H238L239 11V13L238 14H236L237 12L234 10ZM87 9V10H86ZM91 9V10H90ZM233 11H232V10ZM246 11H245V10ZM62 10V9H61ZM81 10H84V13H83V11H81ZM88 10H89V12H88ZM92 10H94V11H92ZM221 10H222V12H221ZM228 10H230V11H228ZM79 11V12H78ZM86 11V12H85ZM101 11H102V13H101ZM223 11H224V13H223ZM81 12L83 13V15L81 14ZM92 12V13H91ZM95 14H94V13ZM236 12V13H235ZM242 14H241V13ZM37 13L39 14V12H35V14L33 13L32 14V16H31V18H32V20H31V18L30 17H28L27 15H25V14H19V12H18V14L16 15V18L19 20L18 22H20V16L22 17L21 18V21L22 20H25V21H34L36 18H38V16L40 17V14L37 16ZM73 13V12H72ZM73 13V14H74ZM77 13H79V14H77ZM93 16L94 15V17H88V16H90V14ZM100 13H101V15H100ZM235 14V17L236 18H234V14ZM81 14V15H80ZM87 14V15H86ZM99 14L100 16H97V15ZM223 16H222V15ZM233 14V15H232ZM247 16H246V15ZM23 15V16H22ZM102 15H103V18H102ZM34 16H36V18L34 17ZM81 16H83V17H81ZM96 16H97V19H96ZM88 17V18H87ZM227 17V18H226ZM243 17V18H242ZM92 18V19H91ZM99 18H101L100 20H99ZM102 19H104V21L102 20ZM105 19L108 21V22H106L105 21ZM231 19H235V20H232L231 21ZM248 19V18H247ZM90 20V21H89ZM238 20H239V23H238ZM249 20H250V18H249ZM97 21L100 23V24H98L97 23ZM18 22H16V25H20L19 27H21V26H23L22 24H23V22L24 21H22V23H18ZM92 22V23H91ZM96 24H95V23ZM102 22H105V23H102ZM226 22V23H225ZM244 22H245V24H244ZM251 22V21H250ZM235 23H236V25H239V26H236L235 25ZM24 24H25V22H24ZM101 24H104L105 26H106V28H105V26L104 25H101ZM264 23H262L261 24V22H260V24H258L257 26H261V25H263ZM90 25V26H89ZM94 25V26H93ZM226 25H227V27H226ZM246 27H245V26ZM91 26H92V28L94 27H97V29H99V33L100 34H98L97 32V29H94L93 28V31H92V28H91ZM101 26L103 27V28H101ZM231 27V29L229 28V27ZM91 28V30H90V28ZM244 27V28H243ZM253 27H255V26H253ZM263 27H264V25H263ZM88 28V29H87ZM101 28V29H100ZM104 28H105V31H104ZM108 28V29H107ZM240 28V29H239ZM242 28V29H241ZM246 28V29H245ZM32 29L33 30H35V28H33V26H32ZM107 29V30H106ZM248 29V32L249 33H247V30ZM85 31L84 33H83V31ZM231 30V32H229ZM243 30H245L246 31V33L245 34H243ZM94 31H96V33L97 34H95V32ZM235 31V32H234ZM264 31V30H263ZM35 32V31H34ZM32 32L33 34H35V35H38L37 34V32ZM39 32V31H38ZM86 33V34H85ZM95 34V36H97V40H91V41H88V37H90V36H92L93 34ZM224 33V34H223ZM228 33H230L231 35H232V33H233V35H232V38H231V35L230 34H228ZM227 34L228 35H230L229 37L227 36ZM236 34V35H235ZM34 35V36H35ZM41 34H39V36H32L31 37V34H26L25 36H23V38L26 40H24L25 42H30V44H32L33 43V45L38 49H36L33 45V47L35 48V51H39V54H45L46 55V53H45V46H46V44H48L46 41L45 42H43V36H42ZM87 35V36H86ZM99 35H101V36H99ZM243 36H244V38H243ZM253 37V38H251L252 40H251V42L253 43V39H254V44L252 45V43H250L247 39V37ZM36 37L38 38V37H42L41 39L40 38H38L39 40L38 41H40L41 42V44L37 41V39H36ZM86 37H87V39H86ZM219 37H221L220 38V40H219ZM235 37V38H234ZM236 37L238 38L237 39V41H236ZM260 38H263V40H264V37L262 36V35H260L259 36ZM70 38H71V41H72V44H71V41H69L70 40ZM243 38V39H242ZM245 38H246V41H245ZM29 39V40H28ZM45 39V40H46ZM221 39H223V40H221ZM31 40V41H30ZM81 40L84 42V44L86 45L87 44V42H89L88 44H89V47H88V44L86 45L87 46V49H86V47H84L83 48V46H84V44H82L83 42H81ZM229 40H230V43H228L229 42ZM234 40V41H233ZM34 41V42H33ZM57 41H59V43L60 44H62V45H60L59 46V43L57 42ZM96 41H99L100 43H101V45L102 46H99L100 44H98V43H96ZM103 41H104V43H103ZM123 41V42H122ZM126 42V45L124 44L125 42ZM127 41H129V43L132 41V43H128ZM134 41V42H133ZM228 41V42H227ZM44 44H43V43ZM55 42H57V43H55ZM73 42H75L77 45H79L78 46V49H77V46H76V44L75 43H73ZM91 42H92V44H93V42H95L94 44L96 45H94L93 47H92V50H91ZM236 42V43H235ZM245 42V43H244ZM248 42L250 43V45L248 44ZM140 43V44H139ZM143 43V44H142ZM225 44L226 43V45H227V43H228V45L229 46H227V47H229L230 49L231 48H236V49H231V52L229 51L230 49L229 48H227V47H224V46H226V45H219V44ZM234 44V46H233V44ZM247 43V44H246ZM75 44V45H74ZM91 44V45H90ZM108 46H107V45ZM116 47V46H119L120 48H115L113 45ZM136 44H138L139 45V47H138V45H136ZM232 44V45H231ZM238 44H240V45H238ZM245 44L246 45H249V46H252V47H254L255 49H256V47L258 48V49H256V51L252 48V47H248V49H250V51L252 52L253 50V57L252 58H249V60H250V63L247 61V59H246V57H244V55L245 54H249V50L248 49H246L244 46H245ZM49 46L51 45L52 47H53V45L50 43V44H48ZM47 45V46H48ZM73 45L76 47L75 49H77L76 51H75V49L74 48H72L73 47ZM106 45V46H105ZM112 45V46H111ZM129 45V46H128ZM231 45V46H230ZM260 45H261V42H260ZM50 46V47H51ZM58 46V47H57ZM97 46H98V48H97ZM105 46V47H104ZM121 46L122 47H124V48H121ZM219 46L221 47V46H223V48H227L226 49V51L225 50H223L222 48H219ZM39 47V48H38ZM64 47V48H63ZM81 47V48H80ZM101 47H103V48H101ZM107 47V48H106ZM108 47H112L111 49H116V50H118V51H116L115 52V54L113 53L114 52V50H111L110 48H108ZM114 47V48H113ZM147 47V48H146ZM247 47V46H246ZM44 48V49H43ZM55 48V47H54ZM65 49L66 50V52H65V50H63V49ZM69 48V49H68ZM89 48V49H88ZM100 48V49H99ZM240 48H241V50H240ZM260 48V49H259ZM62 49V50H61ZM74 49V50H73ZM110 49V50H109ZM121 49H123V51L121 50ZM130 49V50H129ZM220 49L222 50V51H220ZM229 49V50H228ZM252 49V50H251ZM119 50L120 51H122L123 52V55L124 54H126V55H119V56H117V54H120L119 53ZM131 50H133L134 52H136V53H133ZM221 52V53H223L224 51V53L226 54V56H227V54H228V58H233V59H228V58H226V60L227 61H229V63H226L225 62V54L221 57L220 56V53L218 54L217 52H219V51ZM234 50V51H233ZM237 50V51H236ZM245 50V51H244ZM247 50L249 51V52H247ZM257 50H259V52H257ZM261 50V51H260ZM75 51V52H74ZM98 51V52H99ZM112 52L113 54L111 55V53H110V55H108L109 54V52ZM204 51H207V52H204ZM236 51V53H234ZM91 52V53H92ZM96 52V51H95ZM95 52H93V53H95ZM202 52H204V53H202ZM245 52V54H243ZM247 52V53H246ZM258 53V56H256L257 55V53ZM67 53V54H68ZM73 53V54H72ZM108 53V54H107ZM205 53H206V55H205ZM72 54V55H71ZM198 54H200L201 56H202V58L200 59V56L198 55ZM230 54H232V56L230 55ZM236 54H237V56H238V58H237V56H236ZM260 54V55H259ZM6 55V54H5ZM109 56L110 58H108L107 59V56ZM161 55V56H160ZM167 57H166V56ZM197 55H198V57H197ZM219 55V56H218ZM222 55V54H221ZM233 55H234V57H233ZM247 55H245V56H247ZM264 55V54H263ZM10 56V54H7L6 55V57L4 56V58H6V59H8L7 57H9ZM104 56H106V58H104ZM135 56V57H136ZM159 56V57H158ZM196 56V57H195ZM229 56H231V57H229ZM251 57L252 55H251V53L248 55V57ZM119 57H122L121 59L119 58ZM140 57L142 58L143 56H141L140 55ZM148 57V58H149ZM165 57V58H164ZM172 57V58H171ZM194 57V58H193ZM220 57V58H219ZM256 58V60H257V58L259 57V61L260 62H262V60L261 59H263V62H262V64L260 65V62L258 63L257 61L256 62H254L255 61V58ZM69 58V57H68ZM126 58V59H127ZM141 58H139V60H138V62L139 61H142L143 60V58H146V57H143L142 58V60H140ZM148 58H146V59H148ZM196 58V59H195ZM219 58V59H218ZM244 59V61H243V59ZM64 59H59L60 61L62 60H64ZM108 60V61H110L111 63H109L108 61H106V60ZM135 60H136V58H134ZM138 59V58H137ZM151 59V58H150ZM171 59H176V61L174 60H171ZM178 59V60H177ZM180 59V60H179ZM189 59V62H187L186 60H188ZM222 59V60H221ZM164 60V61H163ZM168 60V61H167ZM182 60V61H181ZM186 61L185 63L183 62V61ZM220 60H221V62H220ZM224 60V61H223ZM236 60V61H235ZM241 60V61H240ZM65 61V60H64ZM115 61H117V60H115ZM125 61V60H124ZM137 61V60H136ZM163 61V62H162ZM180 61H181V63L184 65V67L181 65V63H180ZM248 62V64L249 65H251V66H253L252 64H253V62L255 63L254 64V66L253 67H249L248 66V64L246 63V62ZM253 61V62H252ZM113 62H114V60H113ZM171 62H172V64H171ZM176 62H178L179 63V65L176 63ZM222 64H220V63ZM240 62V63H239ZM10 63V65L11 64H13V62L11 61V62H9ZM8 63V64H9ZM164 63V64H165ZM175 65H174V64ZM196 63H198V64H196ZM202 63V64H201ZM226 63V64H225ZM233 63V64H232ZM256 63H258V65H256ZM164 64H162V66H164ZM224 64V65H223ZM237 64V65H236ZM245 64V65H244ZM247 64V65H246ZM167 65H165L166 66V68H167ZM182 67H181V66ZM218 65L220 66V68L218 67ZM229 65H231V67L229 66ZM264 65V64H263ZM179 66V67H178ZM210 66V67H209ZM225 66V67H224ZM229 66V67H228ZM242 66H244L243 68H242ZM246 66H248V67H246ZM257 66V67H256ZM97 67V66H96ZM238 67V68H237ZM241 67V68H240ZM246 67V69L245 70H247V68H249L247 71H244V68ZM255 67L257 68V70L259 69V67H261V69H259L258 70V72H257V70L255 69ZM167 68V69H168ZM254 69L255 71H256V73H255V71L254 70H251V69ZM262 68H263V70H262ZM96 70L95 71H97L98 70V68H95ZM230 69V70H229ZM168 70V71H169ZM176 70V71H175ZM261 70L263 71V72H261ZM179 71H181V72H179ZM220 71H223L222 73L220 72ZM225 71H226V73H225ZM237 71V73H235ZM250 71V72H249ZM252 71V72H251ZM254 71V72H253ZM99 72V71H98ZM173 72H176L175 74H173L172 75V73ZM177 72H179V73H181L180 75H177L178 73ZM249 72V73H248ZM184 73V74H183ZM185 73H188L186 76H185ZM252 73V75H250ZM212 74V73H211ZM210 74V75H211ZM213 74V75H214ZM225 74V75H224ZM231 74V75H230ZM236 74V75H235ZM247 74H248V76H247ZM189 75H191V76H189ZM218 75H220V76H218ZM223 75V76H222ZM227 75V76H226ZM175 76H173V77H175ZM216 76H215V78H216ZM262 76V77H261ZM187 77H190V78H187ZM226 78V81H225V78ZM228 77V78H227ZM103 78V77H102ZM182 78H184V79H182ZM214 78V76H212L211 75V79H213ZM213 79V80H211L210 79V83H211V85H212V83H213V85H212V87H215V86H217V87H219L218 86V84H217V82H219V80H217V79ZM246 78V80H244V79ZM262 78H263V80H262ZM187 79L189 80V79H191L192 80V82L190 81H188L189 83H190V85L188 84V82H187ZM244 80V82L246 81L248 84H250V81H252V83H254L255 81H253V80H257V84L255 83V84H251V86H249L250 87V89H249V91L250 90H252L251 92H249V94L250 93H255V95H256V97L258 98L259 96V100H258V102L259 101H263V102H256L255 103V100L257 99L256 97L254 98V96H252V98H254L255 100L253 101V99L251 100V103H253V104H251L250 102H242V101H240V100H242V97L240 98L239 97V95L241 96V91H240V89H241V87L243 86V87H246L247 86V84H245L244 82H242L243 80ZM250 81H249V80ZM183 80V81H182ZM104 80L102 79V81L101 82H103ZM181 81V82H180ZM186 81V82H185ZM225 81V82H224ZM229 81V82H228ZM230 81H231V83H230ZM261 81V82H260ZM180 82V83H179ZM182 82H184V83H182ZM194 82V83H193ZM214 82H216V83H214ZM188 84L187 86H185V84ZM192 83V84H191ZM224 83H227V84H224ZM261 83V84H260ZM264 83V82H263ZM172 84V83H171ZM182 84H183V87H186V88H183L182 87ZM231 84V85H230ZM211 85L209 86V84H208V87L207 88H209L208 90H205V91H209L208 92V94L210 95L213 91H214V88H211ZM245 85V86H244ZM261 85H263L262 87H263V91H262V88H261ZM181 86V87H180ZM188 86H190L189 88H188ZM178 87V86H177ZM242 87V88H243ZM179 88L178 89H176V92L177 91H179ZM248 88V87H247ZM254 88H256L257 90H256V92H259L260 90L263 92H259V93H261L260 95L258 94V93H256V92H254L255 91V89ZM181 89H180V93L182 94V96L184 95V94H186L187 92L184 90L183 92L184 93H182V91H181ZM189 89V90H190ZM222 89H220L221 91H222ZM189 90H187L188 91V93H190L191 94V92H192V94H194L193 92V90L191 91H189ZM212 90V91H211ZM245 90V89H244ZM176 92L175 93H173V94H175L174 96H173V94H172V96L174 97H172V96H170L171 97V99H173L174 101H180L181 100V98H180V100L178 99V100H175V98L177 97L176 96ZM179 92H177L178 93V95H179ZM211 92V93H210ZM248 94V93H247ZM251 94V95H252ZM188 95V94H187ZM259 95V96H258ZM189 96V95H188ZM193 95H191V97H192ZM195 96H197V95H195ZM248 96H250V95H248ZM262 96V97H261ZM169 97V98H170ZM179 97H181L180 95H179ZM184 97V96H183ZM182 97V98H183ZM190 97V96H189ZM231 98V100H229L230 98ZM251 97V96H250ZM249 97V98H250ZM178 98V97H177ZM176 98V99H177ZM240 98V102L238 101V99ZM260 98H261V100H260ZM170 99V100H171ZM236 101H238L237 103H236ZM257 101V100H256ZM228 102V103H227ZM236 104H235V103ZM178 103V102H177ZM224 103H225V106L227 107L228 106V108H225V106H224ZM244 104V105H243ZM254 104H255V106H254ZM248 105V106H247ZM254 107H253V106ZM55 106H57V105H55ZM221 106H223V107H221ZM251 107V108H250ZM262 108V110H261V108ZM10 108H14L13 106H11ZM33 108V107H32ZM32 108L31 107H28L27 109H23L24 111L26 110L27 112H31V110H32ZM253 108V109H252ZM258 108H259V110H258ZM16 109V108H15ZM15 109H13L12 111H14V112H12L11 111V115H15V114H17V113H20L21 111H23V110H19L18 108L16 109V110H18V111H16ZM31 109V110H30ZM34 109V108H33ZM254 109H257V110H254ZM212 110H214V109H212ZM211 110V111H212ZM221 111V112H220ZM234 112H235V114L238 116H236L237 117V119L233 116L234 115ZM247 113L248 112V115L246 114H244L243 116H242V113ZM255 112V114H253L252 115V113H254ZM224 113V114H223ZM230 113V114H229ZM250 113H251V115H250ZM215 114V115H214ZM241 114V115H240ZM258 115V118H256L255 119V117ZM223 115H225L224 117H222L221 118V116H223ZM240 115V116H239ZM250 115V116H249ZM216 116V117H215ZM220 116V117H219ZM229 116V117H228ZM222 119V120H225V121H227L226 123V125H224L223 126V124H225V123H223V121H221V120H217V119ZM232 117V118H231ZM243 117H245V120H244V118H243V120H242V118ZM248 117V118H247ZM249 117H252V118H249ZM161 117L160 116H158L157 117V119H148V120H146V121H143V122H145V123H143V122H141V124H139L138 125V129L140 128V127H142V129H144V130H142L141 131V129H139L140 130V133H139V131L136 129H134V131L133 130H130L123 138H125V139H121L119 142H116V143H112V144H119L118 146H115V145H112L111 144V141H106V142H104V144H103V146H105L106 145V148L108 147H110V144L112 145V146H114V147H112L113 149L111 150L110 148L108 149V150H105V151H107V153L108 154H110V156L111 155H113L114 157L112 158H110V160L111 161H113V159H115V161H113V163H114V177L115 178H111V182L115 185V186H117L118 184L119 185H121V186H119L118 185V187H122V185H125V186H130L133 182L135 183H138L139 185H145L144 184V182L149 178V179H151L150 181H149V179L147 180V181H149L150 183H147V181H146V187H147V184H150V186L148 185V187H147V189H154V187H159L162 183L164 184V182H162L161 183V180L163 179V177L165 176V174H166V171L165 172H163L164 170H166L167 169V167H169L168 165V163H166V161L168 160V158H169V156H167V159H166V154H169V153H171L172 152V150H174L175 149V147L173 148V145L174 146H177L176 144H182V141H180V140H182L181 139V137H182V132H184V130L182 129V128H178V127H175V131L173 130L172 131V129L170 128V125H167V126H169V128H166V126L162 123H160V122H162V121H160L159 119H160ZM226 118V119H225ZM235 119L234 120V122H233V120L232 119ZM241 118V119H240ZM212 119V120H211ZM159 120V121H158ZM237 120V121H236ZM250 120V121H249ZM158 121V122H157ZM212 121V122H211ZM218 121H220V122H218ZM224 121V122H225ZM151 123V124H149V123ZM213 122V123H214ZM233 122V123H232ZM252 122V123H251ZM150 125H148V124ZM222 123V124H221ZM153 124V125H152ZM154 124H156V125H154ZM191 123H189V125H190ZM194 123H192V125H193ZM221 124V125H220ZM233 124V126H232V128H231V125ZM256 124V125H255ZM143 125V126H142ZM152 125V126H151ZM160 125V126H159ZM207 125V124H206ZM218 125H220V128L222 129H218ZM236 125H237V128H236ZM247 125H251V126H248L247 127ZM103 127H104V130L103 129H101V130H99L100 131V133H102L103 134V131H107V132H104V134L105 133H107V136H105L104 134V136L103 137H108V134L110 135L109 136V138L110 139H112V137H111V135L113 134V132H115V131H113L114 129L112 128H109L110 130H112V131H109V129H108V127L107 126H105V125H102ZM212 126H214V128L212 127ZM224 128H223V127ZM226 126V127H225ZM242 126V127H243ZM106 127V128H105ZM144 127V128H143ZM146 127V128H145ZM150 127V128H149ZM154 127V128H153ZM161 127V128H160ZM216 127V128H215ZM229 127H230V129H229ZM236 128V129H234V128ZM241 128V129H239V130H237L238 128ZM205 128V129H204ZM107 129V130H106ZM161 129V130H160ZM166 129H168L167 130V133L165 132V130ZM176 129L177 130H179V132L178 131H176ZM209 130V132L211 133L212 131L213 132H215V133H211V134H209V132H207V130ZM212 131H211V130ZM228 129V130H227ZM235 131H234V130ZM116 130H118V129H116ZM181 130H182V132H181ZM220 132H219V131ZM224 130V131H223ZM226 130H227V133H229L230 131H233L234 133H232L231 132V134L229 133V134H227L226 133ZM230 130V131H229ZM102 131V132H101ZM138 132V134L137 133H134V132ZM159 131H161V132H159ZM169 131V132H168ZM206 131V132H205ZM219 133H217V132ZM229 131V132H228ZM112 132V133H111ZM164 133V136H165V134H166V138L164 137L163 138V136H161V133ZM170 132H171V134H175L176 136H178V133H181V137H179L178 136V138L176 137L175 138V135H174V137H173V135H171L170 134ZM173 132H176V133H173ZM131 133V136L129 135ZM163 133H162V135H163ZM216 133H217V135H218V137L216 136ZM101 134V135H102ZM169 134V135H168ZM215 134V137L213 136L212 137V135H214ZM221 134V135H220ZM223 134V135H222ZM236 134V135H237ZM204 135V136H203ZM210 135V136H209ZM228 135H230V136H228ZM170 136H172V137H170ZM223 136L225 137V138H223ZM231 136H232V138H231ZM128 137H129V139H128ZM162 137V138H161ZM168 137H170V138H168ZM227 137H228V139H227ZM247 137H251V136H247ZM127 138V139H126ZM159 138V139H158ZM173 138V139H172ZM184 138V137H183ZM189 137H188V139H187V137H186V139H187V141L186 140H184L183 139V141L185 142V143H190L192 140L190 139ZM220 138V139H219ZM230 138V139H229ZM170 139V140H169ZM174 139L177 141L176 143H175V141H174ZM179 139V140H178ZM190 139V140H189ZM194 139H193V141H194ZM205 139V140H204ZM234 140V141H231V140ZM250 139V138H249ZM158 140V142H159V140H160V142H159V144H161L160 146H159V144H158V142L156 143V141ZM172 140L174 141V142H172ZM214 140H216V141H214ZM224 140H225V144H224ZM228 140H230V142L228 141ZM123 141H125V142H123ZM178 141H180V142H178ZM226 141L228 142V143H226ZM238 143H237V142ZM108 142H110V143H108ZM168 142V143H167ZM183 142V143H184ZM220 142H222V143H220ZM165 143H167L166 144V146H165ZM173 143V144H172ZM188 143V144H189ZM202 143H204V146H203V144ZM205 143H206V145H205ZM230 143H232V144H230ZM234 143H237L238 145H237V147L235 148L234 146H236V144H234ZM244 143L245 144H248L247 146L250 148H248V147H246L245 148V146L246 145H244ZM107 144H109L108 146H107ZM157 144V145H156ZM162 144H164V146L162 145ZM169 144V145H168ZM208 144V145H207ZM215 144V145H214ZM220 144V145H219ZM169 147H168V146ZM209 145H211L210 146V148H208V147H205V146H209ZM217 145V146H216ZM229 145H232V146H229ZM234 145V146H233ZM249 145H252V147L251 146H249ZM157 146H158V149L159 148H161V147H163L162 149H159V150H161V151H159L158 149H156L157 148ZM166 147V148H165ZM177 147H179V146H177ZM177 147H176V149H177ZM116 148V149H115ZM164 148L167 150H164ZM206 148V149H205ZM228 148V152L231 150H233V149H235V152L234 151H232V152H230V153H225L226 152V150L225 149H227ZM229 148H231L230 150H229ZM233 148V149H232ZM239 148L241 149V151L239 150ZM248 148V152H247V150H244V149H247ZM103 149V148H102ZM170 149H172V150H170ZM217 149V150H216ZM113 152V154H112V152ZM205 150H207V151H205ZM109 151H110V153H109ZM163 151H164V154H163ZM215 151V152H214ZM219 151H221L220 152V154L222 153V151H225V152H223V153H225V154H227V155H225V154H223V155H225V157H229V158H231V161H232V157H235V158H245V161L244 160H242V161H244V163H243V165H247V163H249V162H251V165H252V167L250 166V164H249V166H248V168L246 167V169L247 170H245L244 168V166L240 163V161L241 160H236L235 161V158L233 159L234 161H233V163L235 162L236 164L239 162L240 164L239 165H237V166H239L240 167V165H241V169L243 168L244 169V171H243V169H242V171H243V174H247L246 176H247V179L249 180V182L250 183H248L249 185L247 186V189H249V191H251V190H253L252 191V194H248L247 193V195L245 196L244 194L246 193V192H249L248 190H242L241 189V186H242V184H240V187H239V185H234L235 184V182L233 183V181H232V183L233 184H231V182L229 183V181H230V178H228V177H230V175L228 174L229 172V170L227 171L226 169L228 168H230L231 166H232V163H231V161H230V159L227 157V159L226 158H224L223 157V155H220L219 157H223L222 159L221 158H219L218 157V153H219ZM244 151V152H243ZM246 151V152H245ZM253 151V152H252ZM174 152V151H173ZM242 152L244 153V155H239L240 153L242 154ZM107 153L105 152V153H102V154H106L107 155ZM159 153V154H158ZM163 154L165 157H162V155L161 154ZM97 154H100L99 152L97 153ZM102 154H100V155H102ZM159 155V156H158ZM215 157H214V156ZM238 157H237V156ZM158 156V158L159 159H157L156 157ZM161 156V157H160ZM210 156V157H209ZM213 157V158H212ZM160 158H164L163 160H161L160 161V165H159V160H160ZM219 159V160H218ZM221 159V160H220ZM229 160V162H227V168H225V170L228 172L227 174H228V176L226 175V178H225V171L223 172V170L222 169H224L223 168V166L225 167V165H223L222 166V161L223 162H225L224 160ZM248 159V160H247ZM250 160V161H249ZM165 161V162H164ZM215 161H216V163H215ZM161 162H164L162 165H164V166H161ZM213 162V163H212ZM246 162V163H245ZM252 162L254 163V165L252 164ZM112 163V164H113ZM210 163V164H209ZM231 163V164H230ZM255 165H257V166H255ZM264 165V164H263ZM140 166H142V169H141V167ZM161 166V167H160ZM230 166V167H229ZM235 167H236V165H234ZM243 166V167H242ZM140 167V168H139ZM207 167V166H206ZM221 167H222V169H221ZM250 167L252 168V170H255L256 168V170H258V172H262V173H258L257 174V171H256V173H253V172H251L252 170L250 169ZM136 168H139V169H136ZM148 168H150V170L147 169ZM152 168H156V169H152ZM159 168H162L161 170L159 169ZM166 168V169H165ZM214 168V169H213ZM220 168V169H219ZM238 168V167H237ZM237 168H235V169H237ZM144 169V170H143ZM215 169H216V171H215ZM240 169V168H239ZM239 169H237V170H239ZM248 169L250 170V172L251 173H244L245 171H248ZM261 169V170H260ZM137 170H142L143 171V173H142V171H138L137 172ZM154 170V172L156 173H154V172H152ZM155 170H157L159 173H157V171H155ZM263 170V171H262ZM147 171V172H146ZM161 171V172H160ZM240 171V170H239ZM137 172V173H136ZM151 173V175H150V173ZM223 173L224 175H222L221 173ZM139 173V174H138ZM144 173H147V174H145V176L147 175L148 176V178L147 177H145L144 178ZM149 173V174H148ZM161 173L163 174L164 173V175L162 176L161 175ZM142 174V175H141ZM160 174V175H159ZM256 174V175H255ZM250 175H252V176H250ZM255 175V176H254ZM150 176L152 177V178H150ZM154 176H155V178H159V180H160V182H159V180H157L156 179V181H158L157 183H161L159 186L157 185V183H156V181H154L155 180V178H154ZM162 177V178H161ZM223 177V178H222ZM256 177V178H257ZM140 178H142V179H144V180H142V179H140ZM209 178V179H210ZM110 179V178H109ZM109 179H103L102 178V180H107L108 182H109ZM114 179V180H113ZM116 179V180H115ZM136 179H139V180H142L141 182L139 181V182H137V180ZM146 179V180H145ZM220 181H219V180ZM221 179H223L222 181H221ZM134 180V181H133ZM251 180V181H250ZM255 180V181H254ZM115 181V182H114ZM131 181H133V182H131ZM162 181H165L164 179L162 180ZM219 181V182H218ZM131 184H130V183ZM152 182V183H151ZM153 182H154V184L155 185H157V186H154L153 185ZM259 182V181H258ZM116 183V184H115ZM142 183V184H141ZM207 183H209L210 184V181L208 182L207 181ZM152 184V185H151ZM219 184H223V186H220ZM225 184H227V185H225ZM230 184V185H229ZM250 184H252L251 186H250ZM256 186H254V185ZM260 184H264V180L263 181H261L260 182ZM229 185V186H228ZM234 185V186H233ZM125 186H123V187H125ZM152 186H154L153 188H152ZM231 186V187H230ZM253 186V187H252ZM260 186V185H259ZM144 187V186H143ZM146 187H144V189L146 188ZM222 187V191L224 192H222L221 190H220V188ZM225 187H228V188H225ZM236 187V190H234V188ZM249 187H252V189H250ZM261 187V186H260ZM260 187H258V191H259V189H261ZM224 188V189H223ZM231 188V189H230ZM166 189H168V191H169V188H166ZM219 189V190H218ZM230 189V190H229ZM164 190V189H163ZM163 190L161 189L160 191H161V195L160 196H162V195H164V196H167L168 195V193H165V192H167V190H165V194L163 193ZM241 190H242V192H241ZM254 190H255V192H254ZM106 191V190H105ZM220 191V192H219ZM233 191V192H232ZM235 191H237V192H235ZM239 191L241 192V193H244V194H240L241 195V197H243V199L245 200L246 199V197H248V195L252 198V200H251V198H250V200H243L242 198H240V196H233V195H238L239 194ZM236 193V194H235ZM250 193V192H249ZM224 194H226V195H224ZM232 195V197L234 198H236L237 200H238V197H239V200L238 201H242L240 204L239 203H237V200H236V203H234L235 202V199H233L232 200V197H230L231 195ZM256 194V195H255ZM242 195H244V196H242ZM256 196V197H255ZM221 197V198H220ZM224 197V198H223ZM226 197V198H225ZM230 197V198H229ZM255 197V198H254ZM248 198V199H249ZM223 199V200H222ZM229 201V203L228 202H226L227 200ZM242 199V200H241ZM255 199V200H254ZM223 201V202H222ZM253 203H252V202ZM248 202V203H247ZM223 203V204H222ZM225 203H226V206L224 207V205H225ZM234 203V206L232 205V210L230 209V206H231V204H233ZM252 203V204H251ZM159 204V205H158ZM222 204V205H221ZM236 204H238V205H236ZM262 204L264 205V201L262 202ZM152 205V206H151ZM230 205V206H229ZM252 205V206H251ZM150 207V209L152 210V212H153V214L152 213H150L149 212V207ZM157 206H158V211H162L163 213H160L161 215H162V217H163V219H162V217H161V215L159 216H156V217H153L154 216V210L155 209H157ZM227 206H229V207H227ZM242 206V205H241ZM247 207V208H248ZM229 208V209H228ZM163 209V210H162ZM263 209H264V207H263ZM222 210V212H220ZM224 210V211H223ZM228 211V212H227ZM230 212V213H229ZM232 212V213H231ZM221 215H220V214ZM244 213V212H243ZM147 214V215H146ZM148 214H149V216H148ZM150 214H152V215H150ZM164 214V215H163ZM226 214L228 215L229 214V217L228 216H226ZM236 214V213H235ZM242 214V213H241ZM144 215H145V218H144ZM223 215V216H222ZM233 215V216H232ZM152 216V217H151ZM219 216H221V218L219 217ZM147 217V218H146ZM150 217V218H149ZM160 217V218H159ZM165 217V218H164ZM173 217H175V214H174V216ZM183 217V218H182ZM234 217V218H233ZM166 218H168V219H166ZM169 218H170V222H169ZM219 219V221L220 220H222V221H220V222H222V223H218L219 221H218V219ZM228 218V219H227ZM232 218V220H229V219H231ZM152 219V220H151ZM154 219V220H153ZM157 219V221H155ZM182 219V220H181ZM226 219V220H225ZM165 220V221H164ZM233 220H235L236 222H239V223H237L236 224V222L235 221H233ZM80 221V223H75L74 224V226H70L69 228L67 227H62V228H60L61 230L59 231L58 230V232L61 234V232H62V234L61 235H59L57 232V234L60 236H58L56 233H55V235H54V237H53V239H52V233L50 232V231H46V232H40V234H41V238L43 239V236L45 235V237H46V239L48 240L49 239V241H54V242H50L51 244H54V247L55 246H58V245H62V244H64V242H66V244H69V243H67V242H74V240H76L75 238L76 237H79V235L80 236H83L84 234H87V229L89 228L88 226H87V228H86V226H83V224L81 225V223H83L81 220H78V222ZM139 221V219H137V221L133 224L132 223V225H135V224H137V222ZM180 223H179V222ZM223 221H224V224H223ZM171 222H172V224H171ZM211 222V223H212ZM234 222V223H233ZM169 223V224H168ZM124 224H127V223H119L118 224V226H117V230H119V229H122V230H119V234L121 235V237H127V234L128 233H133L134 232V228H131V225H130V228H129V224H127V226L126 225H124ZM160 224V225H161ZM233 224H235V225H233ZM121 225H124V227L123 226H121ZM175 225H177L178 227H179V225H180V227L178 228V230H180L181 231V229H182V232H180V234L182 233L183 234V241H185V237H186V242L184 243L183 241L181 242V238H179V237H174V236H176V234H178V232L176 233V230H177V228H174V235H170L171 233L173 234V232H171V226L172 227H175ZM220 225H221V227H225V228H221L220 227ZM229 228V227H232V228H226V226ZM123 227V228H125V229H129V231L128 230H125L124 231V229L123 228H121V227ZM176 226V227H177ZM211 226V227H210ZM219 226V227H218ZM85 227V229H86V232L84 233L83 232V228ZM119 227V228H118ZM133 227V226H132ZM165 227V228H164ZM170 227V228H169ZM186 228V229H184V228ZM208 227L210 228V230L208 229ZM235 227V228H234ZM238 227V228H237ZM188 228V229H187ZM216 228V231H214V229ZM221 228V229H220ZM264 228V226L263 227H261V229H263ZM84 229V230H85ZM134 229V230H133ZM211 229L216 233H218L217 234V236H215L216 234L215 233H212V231H211ZM233 229H234V231H233ZM32 230H33V232H36L35 230H37V229H35V228H32ZM88 230H90V228L88 229ZM131 230H133V232L131 231ZM173 230V229H172ZM191 231V232H189V231ZM200 231V232H198V231ZM227 230V231H226ZM41 231V230H40ZM120 231H124L123 233L124 234H126V235H124L122 232H120ZM171 233H170V232ZM188 231V232H187ZM209 231V232H208ZM211 231V232H210ZM224 231H226L225 233H223ZM229 231V232H228ZM251 231H252V229H251ZM250 231V227H249V232H251ZM263 231H264V229H263ZM80 232H82V234L80 233ZM184 232L186 233V234H184ZM198 234H197V233ZM204 233V235H202V233ZM42 233H44V234H42ZM89 233H90V231H89ZM88 233V234H89ZM170 233V234H169ZM190 233V234H189ZM192 233V234H191ZM206 233V234H205ZM208 233H209V235H208ZM212 233V234H211ZM238 233V234H237ZM50 234V235H49ZM76 234H79V235H77L76 236ZM179 234V235H180ZM193 234H195V235H193ZM200 234V235H199ZM211 234V235H210ZM227 236V238H226V236ZM228 234H230V235H228ZM49 235V236H48ZM66 235V236H65ZM75 235V236H74ZM156 235H157V233H156ZM166 235H168L169 237H171V236H173V237H171V239L173 240H171L170 238H168V236H166ZM178 235V236H179ZM188 235V236H187ZM197 235V236H196ZM201 235H202V237H201ZM220 235V236H219ZM232 235V236H231ZM0 236L2 237V239H4L5 241H3L2 239H0V244H2L1 243V241H3V243L5 244V242H7L6 244L8 245V244H10V243H12V242H9V241H13V240H11L10 239V237H8V236H6L4 233H0ZM61 236H65L64 238H67L66 240L64 239V241H62L63 240V237H62V239H61ZM68 236H69V238H68ZM72 236H73V238H72ZM135 236V237H134ZM157 236H160V235H157ZM165 236L167 237V239H164L165 238ZM199 236H200V238H199ZM206 236V237H205ZM209 236H211V237H209ZM215 236V237H214ZM221 237V238H219V237ZM0 237V238H1ZM57 237H59L58 239H60V240H58L57 239ZM143 237V240L146 242L145 244H147L148 243V247H149V245H150V243H155L154 245H153V247H156V248H154V252H152L153 251V247L150 245V247H149V250H148V247H147V245H145V246H143L142 245V241H141V238ZM195 237V238H194ZM50 238H51V240H50ZM56 238V239H55ZM134 238H136L137 240H135ZM175 238V239H174ZM179 238V239H178ZM206 238V239H205ZM207 238H209V239H207ZM242 239V241H243V243H242V241H241V239ZM115 239V238H114ZM195 242H198L200 239V243H194V241ZM203 239H204V241H205V243H204V241H203ZM240 239V240H239ZM244 239V240H243ZM45 240V238L43 239V241ZM47 240H45L46 242H48ZM124 243H125V241L123 240V239H121ZM164 240V241H163ZM166 240H168L169 242H168V244H167V242H166ZM176 240H179V241H176ZM217 240H218V242H217ZM42 241V242H43ZM117 241V240H116ZM116 241L114 240V243H115V246H119L120 244L119 243H122V246L121 247H123L125 244L122 242V241H120L118 244L116 243ZM133 241L135 242V244L136 245H132V244H134L133 243ZM138 241V242H137ZM162 241H163V244H162ZM176 241V242H175ZM192 241H193V243H194V245H193V243H192ZM215 241H216V243H215ZM255 241V242H256ZM16 241H13V243H15ZM56 242V243H55ZM139 242H141V243H139ZM150 242V243H149ZM161 242V243H160ZM165 242V243H164ZM174 242V243H173ZM179 242V243H178ZM181 242V243H180ZM236 242V243H235ZM240 242V243H239ZM248 242V243H247ZM59 243V244H58ZM75 243V242H74ZM73 243V244H74ZM77 243V246H76V244H71L70 243V245H69V247H71V249L69 248V247H65L64 248V245H62L63 246V251H64V249H69V250H71L72 252H73V250H74V248L75 247H78L77 249H75V251L76 252H69V253H71L70 254V256H66L65 255V257H63V255L64 254H67V255H69V253H67L68 251L66 250V253L64 252V254L62 253L63 251L60 249V251L59 250H57V251H59V253H61V258H60V256H59V254L58 253H56L57 254V257H56V259H58L57 261H55V262H57V263H63V262H61L62 260H65V261H68V262H70V263H72V264H74L72 261H75L76 262V264H77V262H78V264H89L90 262H86V261H88L89 259V257L88 258H86V256L85 255H87L88 253H87V251L89 250V249H87L86 248V246H85V248L87 249L86 250V254H85V252H84V255L82 254V252H83V249H85V248H83V246H82V252L80 253L79 252V248H81V246L80 245H85V244H79L78 242H76ZM131 243V244H130ZM137 243H139L140 245H142V247L143 248H145V251H147V253L148 252H150L151 250V253H149V255L147 254V255H145V254H142L141 252H142V250L141 249H139L138 247L140 246L139 244H137ZM144 243V242H143ZM172 243V244H171ZM186 243H188L189 244V246H188V244L186 245ZM213 243V244H212ZM221 243H222V245H221ZM229 243V244H228ZM243 244L245 247H247V249L249 248L248 246H250V248H249V252L248 253H251L250 255L248 254L247 255V249L243 246L242 248H245V250L243 249H241V247L240 246H242V245H240V244ZM252 244V245H250V244ZM5 244V245H6ZM56 244H58V245H56ZM180 244V245H179ZM182 244H185V246L188 248V250H187V248H185V246H183ZM195 244H199V245H201L202 247L203 246H205V245H207L208 247V249L206 248V247H204V248H206L207 249V251L206 252H208V253H206V254H208L207 255V257H206V255L204 256V257H200V255L199 254H201V255H203V254H205V250H204V248H200L199 247V245L197 246V245H195ZM204 244V245H203ZM214 244H216V245H214ZM218 244H220V245H218ZM255 244V245H254ZM13 245V244H12ZM11 245V246H12ZM72 245L74 246V248H72ZM139 245V246H138ZM236 245L238 246V250L236 249L235 250V247H236ZM240 245V246H239ZM248 245V246H247ZM254 245V247L252 248V246ZM262 245V246H261ZM62 246H60V248L62 247ZM66 246V245H65ZM126 246V245H125ZM124 246V247H125ZM133 248H132V247ZM136 246H138V247H136ZM174 246V247H173ZM180 246H183L184 248V251H183V249H182V247H180ZM195 246V247H194ZM197 246V247H196ZM224 246V247H223ZM120 247V248H121ZM135 247L136 248H138V249H136V250H141V252H138L139 253V255L138 254H136L137 252L135 251ZM2 247H0V250H5L4 248H2ZM57 248V247H56ZM119 248V247H118ZM117 248V249H118ZM140 248H141V246H140ZM180 248V249H179ZM192 250H191V249ZM197 248H199V249H201V250H199V249H197ZM156 249V250H155ZM159 249V250H158ZM181 249H182V251H181ZM186 249V250H185ZM189 249L191 250L190 252H192V253H190L189 252ZM204 250V253H202L203 252V250ZM250 249H252V252H250ZM161 250V251H160ZM168 250V251H167ZM177 250V251H176ZM200 252H199V251ZM232 250V251H231ZM240 250V251H239ZM255 250H254V252H255ZM62 251V252H61ZM80 251H81V249H80ZM85 251V250H84ZM135 251V252H134ZM188 252V253H184V252ZM235 251L236 252H240L241 254L238 256L237 254L238 253H235ZM89 253H90V251H88ZM115 252V251H114ZM158 252H160V254L158 253ZM162 252V253H161ZM166 252V256L165 255H162V254H164ZM168 252V253H167ZM180 252H182V253H184V254H191L190 256L188 255H182V253H180ZM197 252H199V253H197ZM233 252V253H232ZM75 253H77V254H75ZM141 253V254H140ZM143 253H144V251H143ZM152 253H153V257L151 256L152 255ZM246 253V254H245ZM261 253V254H262ZM63 254V255H62ZM74 256H76V257H74ZM99 254V253H98ZM98 254H96L94 257H96L95 258V260L94 261H96L97 262V264H101L102 263V261L105 259V258H108L107 256H102V255H98ZM133 254V255H132ZM151 254V255H150ZM156 254V255H155ZM171 255V256H173V258L174 257H177L178 259H180L181 260V258H182V262L180 261V260H178L177 258V260H175V258L174 259H171V256H169V257H167V255ZM215 254V255H214ZM234 254H236L237 256H235ZM243 254H245L244 255V257H243ZM252 254H254V255H252ZM84 256L83 258L85 259V262L84 261H82V260H84L83 258H82V256ZM137 255V256H136ZM142 255V256H141ZM143 255H145L144 257H143ZM161 257H160V256ZM178 255V256H177ZM197 255H199V256H197ZM212 255V256H211ZM226 255V256H225ZM233 255V256H232ZM102 256V257H101ZM134 256V257H133ZM148 256V258H146ZM149 256H150V258H149ZM163 256H165V257H163ZM179 256H181L180 258H179ZM182 256H184V258L185 259H183V257ZM186 256V257H185ZM191 256H192V258H191ZM210 256V257H209ZM241 256V257H240ZM245 256H248L249 258V260L251 259V258H253L252 260H250L249 262H248V259L247 260H245V259H243V258H246ZM63 257V258H62ZM67 257V258H66ZM74 257V259H70V258H73ZM104 257V258H103ZM137 257H139V259L141 258V260H143L144 258L145 259H147V260H143V262L140 260V262H138L139 261V259H137L136 260V258ZM187 257H189V258H187ZM206 257V258H205ZM238 259H237V258ZM255 257V258H254ZM258 258L259 259V262H264V254H263V257L262 258ZM160 258V259H159ZM166 258H168V259H166ZM170 258V259H169ZM191 258V259H190ZM232 258V259H231ZM242 258V260H240ZM55 259V260H56ZM79 259V260H78ZM88 259V260H87ZM102 259V260H101ZM162 259V260H161ZM165 259V260H164ZM186 259H188V260H186ZM231 259V260H230ZM255 259V260H254ZM258 259L256 260V261H258ZM50 262V261H53L54 260V258H46V262L44 263V264H47V262L48 261ZM61 260V261H60ZM70 260V261H69ZM97 260H101L100 262L99 261H97ZM191 260V261H190ZM58 261H60V262H58ZM64 261V263L63 264H68V262H65ZM82 261V262H81ZM90 261V260H89ZM146 261H150V262H146ZM177 261V262H176ZM195 261V262H194ZM196 261H198V262H196ZM200 261H202L201 263H199ZM204 261V262H203ZM237 261H241L240 263L238 262L237 263ZM256 261H255V263H256ZM48 262V263H49ZM81 262V263H80ZM99 262V263H98ZM138 262V263H137ZM193 262V263H192ZM259 262H257V263H259ZM261 262V264H263ZM57 263H55V264H57ZM69 263V264H70ZM105 263V262H104ZM156 262H154V264H155ZM156 263V264H157ZM161 263V264H162ZM256 263V264H257ZM50 264H51V262H50ZM52 264H54V263H52ZM103 264V263H102ZM115 264H119V263H115ZM122 264V263H121ZM125 264V263H124ZM151 264H153V263H151ZM254 264V263H253Z\"/></svg>",
	"mask_w": 264,
	"mask_h": 264
}]
</instances>
